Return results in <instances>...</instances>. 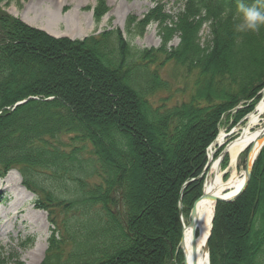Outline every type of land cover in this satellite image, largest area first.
<instances>
[{"label": "trees", "instance_id": "obj_1", "mask_svg": "<svg viewBox=\"0 0 264 264\" xmlns=\"http://www.w3.org/2000/svg\"><path fill=\"white\" fill-rule=\"evenodd\" d=\"M238 3L183 0L174 16L162 5L129 15L131 37L157 23L161 42L149 48L116 27L54 37L0 9V176L16 170L47 213L40 264H168L179 203L200 196L206 148L222 118L258 100L264 86V26L237 32ZM108 10L96 1L95 24ZM167 64L191 81L190 93L155 105L150 99L170 89L159 74ZM263 174L264 147L243 193L216 204L208 244L235 250L239 238L249 240L239 264H264ZM234 224L244 231L237 240Z\"/></svg>", "mask_w": 264, "mask_h": 264}, {"label": "rangeland", "instance_id": "obj_2", "mask_svg": "<svg viewBox=\"0 0 264 264\" xmlns=\"http://www.w3.org/2000/svg\"><path fill=\"white\" fill-rule=\"evenodd\" d=\"M97 0H0V9L9 15L20 19L29 26L39 28L54 37L66 36L71 39H81L92 33H99L106 28H118L123 36L132 45L139 48L156 47L160 44L161 38L158 34L156 22H149L141 36L131 37L125 30V21L129 15L142 17L149 9L156 5H162L165 13L174 16L182 7L183 0H105L109 7L108 12L102 16L100 22L93 21L92 8ZM17 2L19 5H17ZM207 28L201 32L202 38L207 36ZM178 38L175 36L169 45H176ZM160 76L168 80L169 91H160L150 100L157 105L163 101L167 106L176 103L179 99H186L191 89V81L183 80L180 70L173 65L167 64L159 71ZM179 88L178 93H173ZM258 100L246 101V105L240 103L236 109H243L235 113V109L222 118L216 138L223 132L224 139L221 145H212L206 153V163L219 160L220 171L224 172L228 163V156H221L223 148L232 140L237 138L248 122L249 115L254 111L256 105L264 99V86L259 91ZM246 106L245 108H243ZM264 127V113L261 115L256 125L251 127V131ZM67 141V138H65ZM262 151V150H261ZM245 152L239 156L236 171L243 173ZM205 163V164H206ZM210 163V164H211ZM210 165L207 166L203 174L206 178L210 176ZM228 173H224V179ZM201 192L205 186L204 175L201 176ZM263 189L260 202L264 201V174ZM34 194L26 189L21 181V177L16 170L8 171L0 177V264H40L47 249V238L50 233V226L47 213L41 208L33 205ZM181 203L182 218L188 222L189 212L193 202ZM215 215V213H214ZM213 226V222H212ZM232 237L235 240L244 232L239 225H232ZM240 244L236 249H231L228 245H222L217 251L220 242L214 239L211 245L208 244L209 264L213 256V264H221L223 255L230 264L241 262V245L248 244L249 240L239 238ZM239 251V253L237 252ZM174 251L170 253L168 264L175 261ZM222 256V257H223ZM177 257V256H176ZM230 258V259H229ZM174 259V260H173Z\"/></svg>", "mask_w": 264, "mask_h": 264}, {"label": "bare ground", "instance_id": "obj_3", "mask_svg": "<svg viewBox=\"0 0 264 264\" xmlns=\"http://www.w3.org/2000/svg\"><path fill=\"white\" fill-rule=\"evenodd\" d=\"M264 113V99H262L255 107L254 111L249 115L246 126L242 129L241 134L225 146V154L228 156L227 167L224 172L220 171V165L217 160L212 161L210 165V176L207 177L204 192L211 196L226 198L236 193L243 184V173L236 171V165L239 156L246 148L253 144L251 156H254L263 143L264 139L259 140L264 129L251 131V127L256 125L261 115ZM223 132H220L215 143L220 144L224 139ZM228 173L224 179L223 174ZM263 185L260 189V197ZM259 197V198H260ZM215 201L205 198L195 204V264H208V255L205 251V244L209 235L211 220L214 214ZM180 237L174 250L175 261L173 264H193L194 252L192 246V227L183 218L180 224ZM177 256V257H176ZM174 260V259H173Z\"/></svg>", "mask_w": 264, "mask_h": 264}, {"label": "water", "instance_id": "obj_4", "mask_svg": "<svg viewBox=\"0 0 264 264\" xmlns=\"http://www.w3.org/2000/svg\"><path fill=\"white\" fill-rule=\"evenodd\" d=\"M261 139H264V131L262 132V135L259 138V140H261ZM262 144L260 145V147L262 146ZM252 150H253V144H251L249 146L248 151H247V154H246L245 165H244V172H243V174H244V182H243L242 186L240 187V189L236 193H234L232 196H228L226 198H222V197H218V196H211V195H208L205 192H203L201 194V196L193 203L192 208L190 210V222H189L190 225H191V227H192V246H193V252H194V261H193V264H195V225H196L195 224V221H194L195 204L198 201H200L201 199H205V198L214 200L215 203L216 202H231V201H234L235 199H237L242 194V192L244 191L247 183L249 182V179H250V176H251V171H252V166H253V163L255 161V158H256V156H257V154L259 152V150H258V152H257L256 155L251 156ZM224 153H225V151L223 150L222 153H221V155H223ZM207 165H208V163L206 164V166H205L204 169H206ZM207 240H208V238H207ZM205 250L206 251L208 250L207 241H206V244H205Z\"/></svg>", "mask_w": 264, "mask_h": 264}, {"label": "clouds", "instance_id": "obj_5", "mask_svg": "<svg viewBox=\"0 0 264 264\" xmlns=\"http://www.w3.org/2000/svg\"><path fill=\"white\" fill-rule=\"evenodd\" d=\"M257 5H264V0H257L253 5H247L239 0L237 9L241 13V21L235 26L237 32H256L264 26V8Z\"/></svg>", "mask_w": 264, "mask_h": 264}]
</instances>
